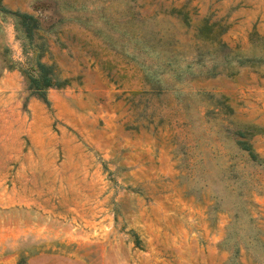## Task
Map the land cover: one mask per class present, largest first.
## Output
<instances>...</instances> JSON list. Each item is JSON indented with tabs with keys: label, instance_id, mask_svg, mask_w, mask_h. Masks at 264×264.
Masks as SVG:
<instances>
[{
	"label": "rangeland",
	"instance_id": "374dc122",
	"mask_svg": "<svg viewBox=\"0 0 264 264\" xmlns=\"http://www.w3.org/2000/svg\"><path fill=\"white\" fill-rule=\"evenodd\" d=\"M0 5V264H264V0Z\"/></svg>",
	"mask_w": 264,
	"mask_h": 264
},
{
	"label": "trees",
	"instance_id": "16d2710c",
	"mask_svg": "<svg viewBox=\"0 0 264 264\" xmlns=\"http://www.w3.org/2000/svg\"><path fill=\"white\" fill-rule=\"evenodd\" d=\"M86 1L87 0H62L64 4H66L68 7H72L74 10H76V7L79 3ZM127 10H131V7L128 6ZM0 11L9 12L2 5H0ZM10 13L13 14V18L16 21V30L24 34V36L19 38L22 41L26 39V42H22L24 56L26 59V65L22 67V72L28 80V88H30L34 92L43 93L44 90L48 88L63 87L67 85L69 83V80L60 81L54 75V67L40 61L41 55L37 54V50H40L44 47L41 43L37 45L38 43L34 41L35 39H43V37L39 35L38 32H36V28H38V20L26 13ZM179 14L181 15L180 21L182 23H189L187 13L179 10ZM138 16L139 14L137 12L135 14H132L133 18H136ZM198 32H206L207 34H209L210 32L212 35H218L220 33H214L211 27L207 24H204L203 27L198 30ZM45 47L47 48L46 45ZM252 132L253 129H251L250 133ZM235 134L240 137V139L236 140V143L241 150L246 152L247 158L252 162L262 163L263 160H261L258 155L252 150L250 143L246 139H243V137H245L247 134L242 131H237ZM128 233L130 234V239L134 246L138 249H142V244L138 236L132 231H129Z\"/></svg>",
	"mask_w": 264,
	"mask_h": 264
}]
</instances>
